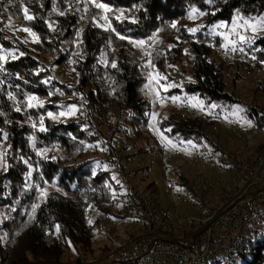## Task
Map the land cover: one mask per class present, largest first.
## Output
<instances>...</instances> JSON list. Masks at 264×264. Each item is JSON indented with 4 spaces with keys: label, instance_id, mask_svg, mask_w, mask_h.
<instances>
[{
    "label": "trees",
    "instance_id": "trees-1",
    "mask_svg": "<svg viewBox=\"0 0 264 264\" xmlns=\"http://www.w3.org/2000/svg\"><path fill=\"white\" fill-rule=\"evenodd\" d=\"M97 4L105 6L104 18ZM195 7L205 13L206 26L264 15V0H0V71L18 76L14 82L0 81V264H108L114 253L112 246L97 250L96 245L100 229L111 239L104 214L124 218L113 199L118 183L104 170L107 156L99 139L77 121V110H70L78 109L72 89L52 75L65 60H76L72 86L93 109L89 122H110V144L135 135L129 147L120 148L126 161L159 145L150 129L153 104L143 96L149 78L133 44L156 38L154 68L167 73L166 82L177 84L162 94L166 109L157 110L159 130L177 145L196 142L210 153L223 152L220 137L213 139L201 118H179L169 107L181 95L226 112L241 102L236 89L244 74L233 62L210 60L222 39L202 32L192 36L188 27L178 26ZM25 9L31 19L25 18ZM11 22V28L29 29L26 41L12 33ZM189 38L194 56L188 58V80L179 88L178 76L168 70L185 61ZM247 43L264 69V37ZM126 107L133 110L128 118L121 115ZM247 113L264 133L263 108L256 104ZM122 119L129 127H121ZM143 138L148 148L137 153L131 147ZM258 147L263 150L264 143ZM98 152L99 157L90 154ZM150 169L135 170L145 184ZM175 173L170 184L179 197L190 194L189 176ZM143 190L160 197L154 184ZM236 261L264 264V238Z\"/></svg>",
    "mask_w": 264,
    "mask_h": 264
},
{
    "label": "built area",
    "instance_id": "built-area-1",
    "mask_svg": "<svg viewBox=\"0 0 264 264\" xmlns=\"http://www.w3.org/2000/svg\"><path fill=\"white\" fill-rule=\"evenodd\" d=\"M236 42L239 44L235 48L220 46L224 52L222 60L233 62L240 72L252 78V84L260 85L264 91V69L247 42ZM233 56L236 58L232 59ZM146 60L147 57L143 62ZM75 64V59H67L59 69H53L52 75L59 83L70 86L71 98L78 105L77 121L99 139L107 166L117 170L120 182L113 199L122 208V221L132 227L130 244L113 253L108 264H237L240 253L264 238L260 230L264 227V148L258 150L259 144L264 143V133L259 125L255 121L233 122L226 111L196 104L184 95L174 100V112L201 118L206 131L220 137L223 152L210 153L196 142L180 144L193 166L192 192L178 195V202L173 203L171 196L176 187L166 182L160 197L141 189L130 161L121 159L120 148L129 147L136 140L135 135L128 133L123 140L110 144L102 135L111 128L110 122H89L93 109L86 105L81 91L72 86ZM17 79L12 72L0 71L1 82ZM187 80L185 73L179 75V88ZM121 115L132 116V108L126 107ZM175 146L163 140L157 148L148 149L152 164L165 172L169 148ZM173 159L175 155L171 156ZM138 166L147 165L140 162ZM102 218L105 223H119L106 214Z\"/></svg>",
    "mask_w": 264,
    "mask_h": 264
},
{
    "label": "rangeland",
    "instance_id": "rangeland-1",
    "mask_svg": "<svg viewBox=\"0 0 264 264\" xmlns=\"http://www.w3.org/2000/svg\"><path fill=\"white\" fill-rule=\"evenodd\" d=\"M106 8H101L98 11V14L100 15L99 18H104L106 15ZM205 13H203L199 8L195 7L191 11L187 13L185 18L178 24L180 28L188 27L187 32L189 35H196L198 32L202 33H208L214 37H219L222 39V47L228 49V48H235L237 46L236 40H238L241 43H245L248 40L254 41L257 38L264 37V15L259 18L254 19H245L240 16H235L230 22L228 21H219L212 25L206 26L204 21ZM242 24H239L241 23ZM13 23L11 22L9 25V28L12 29V33H14L16 36H20L23 41H26L28 39V32L22 31V27H14L11 28V25ZM16 25V24H15ZM220 25H224V27H220ZM191 29H196L195 32L190 31ZM243 36L244 39L241 40L240 37ZM192 38H189L185 41V53L187 55L185 61L178 65L179 69L171 70L169 68L168 73L173 74L175 79L177 76H179L178 71L181 73H185V75L188 76V71L190 70V56H194V51L191 49L190 45ZM140 41H143L141 44ZM157 39H149V40H136L134 41V54L139 57L141 60L145 61V58L147 57L148 60L144 64V70L145 74L149 78V84L147 88L143 91V96L147 99H149L153 104L152 109V116L157 118V115L159 114V111L166 109V101L164 98H162V94L164 92H167L170 88L177 85L174 81L166 82L167 80V73L163 74L160 71H156L153 64V56H154V45L156 43ZM222 47L215 48L212 55L210 56V60H216L217 62H220L222 60V57L224 55ZM236 57L233 56L232 59H235ZM179 87V86H178ZM258 87V88H257ZM260 85L252 84V78L244 75L243 79L240 80V82L237 85V97L240 99V103L233 105L231 109L227 111L228 117L236 123L239 124H246L252 121V119L248 118V113L250 111V108L252 106H255L256 104H259L261 108H264V91H262L260 88ZM232 86L229 87V91H232ZM190 100L196 104H202V101L195 96L190 97ZM170 108L172 106H169ZM173 107L171 108V110ZM70 110L75 112L77 110L76 105L71 106ZM174 112V110H173ZM175 113V112H174ZM75 114V113H74ZM176 114V113H175ZM177 115V114H176ZM191 116V115H190ZM189 115H177L179 118H188ZM153 120L150 129L153 132V134L157 137L158 141L161 142L163 140H167L164 137L163 131L159 130V127L157 126V122ZM157 120V119H156ZM122 128L129 127V122L126 119H122L121 123ZM114 130V127H112ZM111 129V131H112ZM113 132V131H112ZM103 137L108 141V138H111L109 129L104 130L102 132ZM213 139H218L214 135H212ZM119 138H123V135H120ZM260 138H262V135H260ZM115 140H118V138H115ZM115 140L113 139L112 142L114 143ZM109 142V141H108ZM136 148H133L134 151L138 153V150L140 148L146 149L147 146V139H141L137 141ZM110 143V142H109ZM192 145H196V143H192ZM91 155L98 157L100 156L98 153H90ZM186 151L183 149L181 145H177L175 147L169 148V154L167 157V165L168 168L165 170V172L158 166H155L152 164V159L148 152L144 150V153H138L136 156H131L130 166L132 170L138 169V164L140 162H144L146 165H150L151 169L149 172V178L146 180V184H154L157 188L159 194L163 195L165 191V185L166 182H172L176 178V170L179 172L186 173L190 179H192V170L193 166H191L190 160H188L185 156ZM175 155V159L171 160V156ZM92 157V156H91ZM104 170H110L111 171V178L114 182L119 183L120 182V176L115 168H107V166L104 168ZM136 173V172H135ZM137 183L140 186L141 189H143V186L146 185L144 181H142L141 176H136ZM179 191L176 190L173 192L171 196V200L173 203L178 202V196ZM170 202V199L167 198V203ZM117 221H119L117 219ZM122 221V220H120ZM118 224H109V229H111V239L108 236V232L105 230H98L97 237H98V243L96 245L97 250H99L100 247H103L105 245L112 246L114 248V253L123 248H126L132 239V235L130 233L131 225L127 222H120ZM264 226V225H263ZM261 232H264V227H262ZM113 254V253H112ZM111 257V256H110ZM112 258V257H111ZM111 260V259H110ZM109 260V261H110Z\"/></svg>",
    "mask_w": 264,
    "mask_h": 264
},
{
    "label": "snow or ice",
    "instance_id": "snow-or-ice-1",
    "mask_svg": "<svg viewBox=\"0 0 264 264\" xmlns=\"http://www.w3.org/2000/svg\"><path fill=\"white\" fill-rule=\"evenodd\" d=\"M96 6H97L98 8H104V7H105L103 4H97ZM24 12H25V18H27V19H31V17L27 15V9H25ZM172 26L175 27V25H172ZM220 27H224V25H220ZM22 31L28 32L29 29L24 28V29H22ZM190 31L195 32L196 29H191ZM33 35H35V34L33 33ZM120 39H124V37H123V36H120ZM240 39L243 40L244 37L241 36ZM140 43L142 44L143 41H140ZM233 50H235V49H233ZM0 59H3V57H0ZM112 66L115 67V64H113ZM17 110H19V109H17ZM153 119H155V117H153ZM169 143H171V141H169Z\"/></svg>",
    "mask_w": 264,
    "mask_h": 264
}]
</instances>
